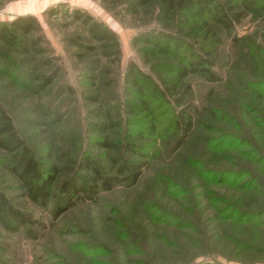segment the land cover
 Returning <instances> with one entry per match:
<instances>
[{
	"label": "rangeland",
	"instance_id": "374dc122",
	"mask_svg": "<svg viewBox=\"0 0 264 264\" xmlns=\"http://www.w3.org/2000/svg\"><path fill=\"white\" fill-rule=\"evenodd\" d=\"M127 2L0 0V24L21 14L38 21L25 53L0 40L10 62L0 64V105L44 168L73 166L87 153L108 165L91 123L110 114L121 122L111 137L122 136V73L129 61L158 81L171 75L145 63L132 45L136 33L162 28L157 0L136 15ZM235 2L240 20L208 58L214 79L191 73L182 106L168 95L170 103L154 107L157 130L133 134L147 144L132 155L145 163L136 185L101 191L96 201H80L55 218V200L46 207L34 202L25 181L2 164L0 148V192L29 218L14 230L0 222V264H264V0ZM68 7L116 32L120 56L108 55L114 49L66 16ZM92 59L100 60L96 71L87 66ZM186 104L195 127L179 143L171 119ZM97 108L102 117L90 112ZM66 176H58L55 190Z\"/></svg>",
	"mask_w": 264,
	"mask_h": 264
},
{
	"label": "trees",
	"instance_id": "16d2710c",
	"mask_svg": "<svg viewBox=\"0 0 264 264\" xmlns=\"http://www.w3.org/2000/svg\"><path fill=\"white\" fill-rule=\"evenodd\" d=\"M235 1L157 0L155 21L162 28L136 33L132 38V45L141 53L145 63H150L153 69H169L172 76L160 75L158 81L136 61L128 62L122 73V106L126 114L122 136L111 137L110 130L116 128V125L120 126L121 122L114 120L110 114H106L107 121L91 123V130L96 134V145L106 149L109 154L108 165L87 153L73 166L52 163L44 168L19 135L11 116L0 105V148L6 153L2 164L25 181L34 202L46 207L55 200L52 210L55 218L80 201H96L101 191L112 190L119 184L136 185L143 175L145 163L132 158V155L142 153L147 144L133 139V134L140 137L146 132L153 134L157 130L154 107L155 104L161 107L170 103L168 95L175 100L177 106H182V100L191 90L189 83L182 89L183 82L191 73H200L214 79V72L208 67V58H211L214 49L222 42L223 33L231 30L240 20V7ZM150 2L151 0H128L126 9L136 15ZM55 11L51 9L49 13L56 14ZM66 14L73 22L84 26L93 41L104 48L114 49L108 55L120 56L118 35L107 24L79 8L68 7ZM37 26L38 21L34 15H18L0 24V40L25 53L30 41L27 37ZM187 56L191 58L188 61L185 59ZM175 58L179 61L178 64L167 62ZM7 63H10L8 56L0 50V64ZM87 66L96 71L99 69L100 60L92 59ZM51 79L47 77L46 83ZM191 108V104H186L178 110L173 109L171 123L179 134V143H183L195 127ZM90 112L94 117L103 115L101 108ZM260 123L264 126V118L260 119ZM133 125H140L141 130H133ZM62 172H67V176L55 190L54 185ZM28 221L29 218L0 192L2 225L8 230H14L27 227ZM28 235L31 232L28 231Z\"/></svg>",
	"mask_w": 264,
	"mask_h": 264
},
{
	"label": "built area",
	"instance_id": "2783aa9c",
	"mask_svg": "<svg viewBox=\"0 0 264 264\" xmlns=\"http://www.w3.org/2000/svg\"><path fill=\"white\" fill-rule=\"evenodd\" d=\"M57 1H59V2H64V1H67V0H57Z\"/></svg>",
	"mask_w": 264,
	"mask_h": 264
}]
</instances>
